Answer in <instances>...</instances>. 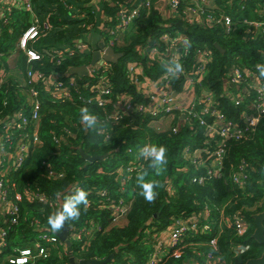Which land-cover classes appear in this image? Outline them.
Returning <instances> with one entry per match:
<instances>
[{
  "label": "trees",
  "instance_id": "1",
  "mask_svg": "<svg viewBox=\"0 0 264 264\" xmlns=\"http://www.w3.org/2000/svg\"><path fill=\"white\" fill-rule=\"evenodd\" d=\"M117 1H120L121 5L126 4V0ZM230 1L232 7L229 6L228 14L237 23L238 29L229 38L223 37L221 27L205 28L181 19L165 21L153 9L149 15L143 13L138 21V34H129L124 43L118 39L114 46L115 52L123 55L118 63H110L108 83L113 89L115 101L121 102L125 97L138 102L145 101L144 95L138 92L129 78L128 65L143 64L145 74L154 81H160L167 67L158 61L149 62L144 49L155 45L162 34H173L177 29L183 31L189 39L188 54L182 63L187 70L196 68L198 49L207 47L212 52L214 59L209 66L207 83L218 93L224 90L225 74L235 63L237 56L243 57L248 65L262 62L260 52L264 51V39L250 40V35L245 33L246 27L241 21L244 18H259V11L264 10V0H214L216 6ZM32 2L35 11L43 16V19H47L52 27L48 35L41 40L44 44L37 47L44 57L31 65L32 70L43 73L46 80L38 89L43 104L40 130L42 146L37 147L22 166L9 174L7 185L10 186L15 202L20 207V220L9 231L7 245L0 254V264H6L4 258L13 255L14 248L38 238L40 231L33 227V221L45 227V233L57 234L61 241L59 234L63 227L59 231H52L48 223L49 216L57 210L40 204H30L26 201L25 189L37 188L55 197L73 183L81 184L88 192V201L91 203L99 201L97 191L106 190L115 203L124 199L130 205L125 219L117 226L112 225L109 209L100 210L93 205L84 211V206L80 205L79 219L67 221L65 225L68 228H83L94 221L101 225L102 232L96 235L89 246H85V241H75L71 238H68L70 245L61 241L68 245L72 255L79 261L94 259L105 261V264H146L155 251L158 236L171 229L176 220L197 216L206 205L214 208L223 207L225 204L226 215L236 214L249 222L251 229L247 235L239 237L233 228L227 227L226 223L217 218L212 233L204 235L192 231L185 232L182 242L157 264H209V255L218 257L215 264H246L250 259L259 258L264 246L259 245L252 236L255 228L253 216L264 211V118L258 130L248 140L229 142V156L223 177H217L207 186L193 183L196 172L183 171L184 161L181 153L186 145L196 147L204 141L203 128L195 123L193 126L181 125L177 134L157 133L150 128L148 120L141 121L138 118L136 129L114 126L111 133L113 122L108 119L111 108L102 109L93 101L87 102L95 97L93 87L99 79L95 76L79 77L71 74L74 67L90 66L92 55L80 52L79 56L61 59L58 63L53 58L54 51L62 50L61 46L65 43L71 45L73 38L80 33H99L103 36V41L109 40L105 29L113 23L99 17L94 1ZM105 11L109 13L108 16L114 17L117 7L106 6ZM9 15L12 20L11 28L4 29L0 36V132L7 116L16 111L29 110L21 91V83L13 78L3 81V78L7 76L15 58L13 69L26 73L29 67L25 54L18 49V43L21 33L29 27L30 14L13 10ZM75 26L80 27L76 30L66 29L76 28ZM82 43L83 41L73 49L77 54L78 45ZM75 77L78 90L73 93L72 102L58 103L50 100L48 87L53 82L69 83ZM183 83V79L176 81L173 84L174 90L181 92ZM84 107L97 115L96 130L87 129L81 122V109ZM220 108L231 117L237 115V110L224 98L220 99ZM108 134L112 135L109 139ZM58 137L61 141L56 142L55 138ZM148 144L164 145L167 148V165L160 175L150 173L146 178L155 179L160 183V186L154 189L157 196L152 202L140 195L142 189L137 185V177L129 181L125 189L116 181L118 169L125 168L131 159L125 149H137ZM119 146L120 150H115ZM84 155L100 159L88 161ZM243 159L255 168L251 171L252 177L247 187L252 197H244L231 180V174ZM147 164L148 161L144 167H147ZM60 174H64L63 178L59 177ZM170 186L174 189L172 194L168 190ZM246 244L250 245L251 249L235 255V248ZM68 260V257L60 258L58 254L53 253L50 258L39 260L35 264H64Z\"/></svg>",
  "mask_w": 264,
  "mask_h": 264
},
{
  "label": "built area",
  "instance_id": "2",
  "mask_svg": "<svg viewBox=\"0 0 264 264\" xmlns=\"http://www.w3.org/2000/svg\"><path fill=\"white\" fill-rule=\"evenodd\" d=\"M157 1L126 0V4L117 6L115 16L106 18L113 24L105 29L108 32L109 40L103 41L104 50L114 49L121 34H138V21L143 13L150 14ZM163 1L166 3L167 21L169 22L181 19L184 22L191 21L192 24L196 23L205 28L221 27L224 38H229L238 29L237 23L228 14L229 6L232 7L231 1L220 6H216L214 0ZM13 10L30 14L29 27L21 33L18 43V48L25 54L29 67L26 73L20 71V78L16 79L21 83V91L28 103L29 110L16 111L7 116L3 120L5 125L0 132V205L3 204L7 208L5 223L0 231V254L7 245L6 238L9 231L20 220V207L15 202L10 186L7 185L9 174L22 166L37 147L42 146L40 130L43 104L38 89L40 85L45 84L46 80L44 74L38 70H32L31 65L41 61L44 57L37 47L44 44L41 40L52 30L47 19H43V16L35 11L32 0H0V36L4 29L11 28L12 20L9 13ZM259 14L260 17L257 19L244 18L241 21L246 27L245 33L250 35V40L264 39V10L259 11ZM188 42V36L177 29L173 34L168 32L162 34L154 43L155 45L147 47L149 48L147 50L144 49L149 62L158 61L166 65L167 71L160 81H154L148 77L143 64L130 63L128 65L129 78L138 92L144 95L145 101L143 102L135 101L130 97H125L121 102L115 101L113 89L108 83L111 71L110 62L101 59L95 66H87L89 68L88 77L95 76L99 79V82L93 87L95 97L90 98L87 102L93 101L102 109L111 108V114L108 117L113 122L111 133L114 126L136 129L138 118L141 121L148 120L150 128L157 133L177 134L181 125L193 126L197 123L204 129L205 139L199 146L186 145L183 148L181 153L184 161L183 171L196 172L193 183L207 186L217 177H223L229 156V142L248 140L258 130L264 118V75H261V72H264L262 70L264 68V51L260 52L262 62L251 65H248L243 57L237 56L235 63L225 74L224 90L218 93L207 83L209 66L214 59L212 52L207 47L197 50L196 68L187 70L182 65L183 59L188 54ZM104 50L101 51V54H104ZM80 52L90 53V46L86 43L78 45V54L75 50L54 51L53 58L58 63L61 59L79 56ZM173 59L182 65V71L173 73L174 65L171 63ZM258 65L262 67L258 69ZM6 79H8L7 76L3 78V81ZM182 79L184 87L181 92H178L174 90L173 84ZM48 88L51 101L66 103L73 101V93L78 90V84L75 77L69 83L55 81ZM221 98L228 100L237 110L236 116L231 117L220 108ZM111 136L108 134L107 139ZM55 141L58 142L61 139L58 137L55 138ZM145 146H140L137 149L132 147L125 149L131 159L125 168L118 169L116 177V181L122 189H125L129 181L137 177L138 171L144 168L147 160L140 155V149ZM120 147H116L115 150H120ZM252 170L255 168L243 159L231 174L234 186L241 190L244 197L253 196L247 191ZM63 176L64 174L59 175L60 178ZM73 186L82 188L81 184L73 183L66 191L55 197L49 196L40 189L27 187L25 198L30 204L48 206L55 211L62 207L65 196L70 194L69 190ZM168 190L171 194L174 192L172 186ZM97 195L100 198L99 201L89 202L88 208L95 205L100 210L109 209L112 225H120L129 211L128 202L120 199L118 203H115L106 190L97 191ZM226 207L227 204L214 208L206 205L197 216L176 220L174 226L168 230L166 241L163 243L156 241L155 251L146 264H157L182 242V236L187 231L204 235L212 233L218 219L226 223L227 227L233 228L239 237L247 235L251 229L249 222L236 214L226 215ZM32 225L40 231L38 238L14 248V254L4 258L6 264H35L39 260L50 258L53 253L58 254L60 258L68 257V262L64 264L80 262L72 255L68 245L59 241L57 234L45 233V227L37 221H33ZM100 232H102L101 225L92 221L83 228H69L68 238L85 241V246H89ZM250 249V245H241L235 248L234 253L238 256ZM216 259L218 260V258ZM216 259L212 255L207 257L209 264H215Z\"/></svg>",
  "mask_w": 264,
  "mask_h": 264
},
{
  "label": "clouds",
  "instance_id": "3",
  "mask_svg": "<svg viewBox=\"0 0 264 264\" xmlns=\"http://www.w3.org/2000/svg\"><path fill=\"white\" fill-rule=\"evenodd\" d=\"M174 65V72H180L183 70L182 65L175 59L171 61ZM262 66L258 65V69ZM264 75V72H261ZM81 122L87 129L96 130L98 125L97 115L89 112L88 108L81 109ZM140 155L148 161L147 167L142 168L137 173V185L142 189L140 195H142L148 202L155 200L157 192L155 188L160 186L159 181L155 179L148 180L150 173L160 175L162 169L167 165V148L164 145H151L145 146L140 149ZM70 194L66 195L62 207L55 213L49 216L48 223L51 226L52 231H59L67 221L78 220L81 216L80 205L84 206V211L88 208V192L78 186H73L69 190ZM59 195V193H57Z\"/></svg>",
  "mask_w": 264,
  "mask_h": 264
},
{
  "label": "crops",
  "instance_id": "4",
  "mask_svg": "<svg viewBox=\"0 0 264 264\" xmlns=\"http://www.w3.org/2000/svg\"><path fill=\"white\" fill-rule=\"evenodd\" d=\"M94 1V4L96 6V13L99 14V17L104 20L108 17V12L105 11V7L106 6H110V7H119L121 4H120V1H117V0H93ZM125 1V0H124ZM117 7V9H118ZM153 10H155L158 14H160L163 18V20L167 21V17H168V12H167V9H166V3L165 1L163 0H158L155 4H154V8ZM96 14V16H97ZM75 19H77L75 17ZM76 27V26H75ZM78 27L80 26H77L76 28H72V27H68L66 28L67 31L68 29H74L76 30ZM130 33H125V34H121L120 35V41H122L123 43L125 42V39L128 38L130 35ZM82 35V36H81ZM72 44L69 45V44H63V46H61L62 50L64 52H69L71 50H73L75 48V46L80 43L81 41H83V43H86L87 45L90 46V50L91 52L90 53H86V54H91L93 55L94 52L100 50V46L103 45V36H100L99 33H94V32H84V33H80L79 36L73 38L72 40ZM73 46V47H71ZM85 66V65H84ZM18 70V69H16ZM6 207L2 204L0 205V231L5 223V212H6ZM168 236V231L162 233L160 235V238H158V242H164L165 239L167 238Z\"/></svg>",
  "mask_w": 264,
  "mask_h": 264
},
{
  "label": "water",
  "instance_id": "5",
  "mask_svg": "<svg viewBox=\"0 0 264 264\" xmlns=\"http://www.w3.org/2000/svg\"><path fill=\"white\" fill-rule=\"evenodd\" d=\"M217 47L219 48V46ZM102 50H104V45H101L100 50L93 53L91 66H95L101 59L116 64L123 56L121 53L115 52L113 48L105 49L104 54H101ZM88 72H89V68L87 66H79L71 69V74L77 76H88ZM84 156L88 161H94L100 159L98 157H90L86 155ZM253 219H254L255 228L252 237L259 245L264 246V211L254 215ZM68 232H69V228L66 225H64L62 232H60L59 234V237L62 242H66L68 245H70V241L67 239ZM79 264H105V261H99L94 259L82 260L79 262ZM246 264H264V251L259 258L250 259L246 262Z\"/></svg>",
  "mask_w": 264,
  "mask_h": 264
},
{
  "label": "rangeland",
  "instance_id": "6",
  "mask_svg": "<svg viewBox=\"0 0 264 264\" xmlns=\"http://www.w3.org/2000/svg\"><path fill=\"white\" fill-rule=\"evenodd\" d=\"M19 49V48H18ZM13 63L11 64L12 67L11 69H9L10 71L8 72L7 74V78H13V79H19L20 76H19V73L20 71L19 70H16V69H13L14 65H15V62H16V58L14 59V61H12ZM166 241V240H165ZM214 258H218L216 256H214Z\"/></svg>",
  "mask_w": 264,
  "mask_h": 264
}]
</instances>
